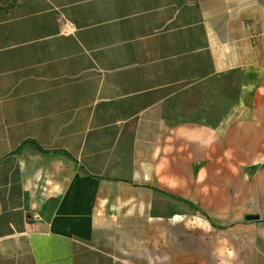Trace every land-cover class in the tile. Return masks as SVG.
<instances>
[{"label":"crops","instance_id":"crops-1","mask_svg":"<svg viewBox=\"0 0 264 264\" xmlns=\"http://www.w3.org/2000/svg\"><path fill=\"white\" fill-rule=\"evenodd\" d=\"M0 264H264V0H0Z\"/></svg>","mask_w":264,"mask_h":264},{"label":"water","instance_id":"water-1","mask_svg":"<svg viewBox=\"0 0 264 264\" xmlns=\"http://www.w3.org/2000/svg\"><path fill=\"white\" fill-rule=\"evenodd\" d=\"M250 218H253V217H250Z\"/></svg>","mask_w":264,"mask_h":264}]
</instances>
